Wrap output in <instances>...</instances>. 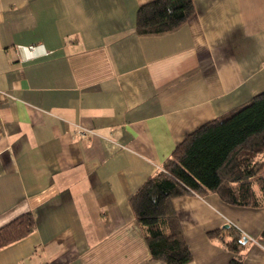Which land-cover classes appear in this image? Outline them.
I'll use <instances>...</instances> for the list:
<instances>
[{"label": "crops", "instance_id": "0c3cea01", "mask_svg": "<svg viewBox=\"0 0 264 264\" xmlns=\"http://www.w3.org/2000/svg\"><path fill=\"white\" fill-rule=\"evenodd\" d=\"M150 1L0 0V227L35 221L0 264H165L130 197L187 134L264 91V0H191L190 18L139 35ZM29 45L45 53L23 60ZM171 205L186 264H227L208 233L228 222L247 238L245 263L264 264L261 209L216 193Z\"/></svg>", "mask_w": 264, "mask_h": 264}, {"label": "trees", "instance_id": "16d2710c", "mask_svg": "<svg viewBox=\"0 0 264 264\" xmlns=\"http://www.w3.org/2000/svg\"><path fill=\"white\" fill-rule=\"evenodd\" d=\"M191 0H153L137 9L135 29L139 35L172 30L193 14ZM264 156V91L230 113L212 119L187 134L163 164L147 178L129 201L153 259L165 264H186L192 254L171 205L175 197L216 193L226 204L253 207L264 194V178H257V155ZM255 186V187H254ZM35 221L23 213L0 227V248L28 235ZM221 237L233 253L227 264H246L243 232L232 223L208 233ZM264 240V227L259 233ZM48 264V263H44Z\"/></svg>", "mask_w": 264, "mask_h": 264}, {"label": "built area", "instance_id": "2783aa9c", "mask_svg": "<svg viewBox=\"0 0 264 264\" xmlns=\"http://www.w3.org/2000/svg\"><path fill=\"white\" fill-rule=\"evenodd\" d=\"M17 49L22 52V59L23 60H30L32 58H35V57L45 53L44 49L40 45L18 46ZM76 132L80 136L85 135L83 130L79 129ZM228 223H231V222H228ZM233 225H235V224H233Z\"/></svg>", "mask_w": 264, "mask_h": 264}, {"label": "rangeland", "instance_id": "374dc122", "mask_svg": "<svg viewBox=\"0 0 264 264\" xmlns=\"http://www.w3.org/2000/svg\"><path fill=\"white\" fill-rule=\"evenodd\" d=\"M254 161H257V163L259 164V171L257 174V178H264V156L259 154L255 157ZM255 187V186H254ZM257 190V195H258V201L259 204L256 208L253 207H240V208H248V209H261L262 211H264V194L261 191H258V187H255Z\"/></svg>", "mask_w": 264, "mask_h": 264}, {"label": "water", "instance_id": "95a60500", "mask_svg": "<svg viewBox=\"0 0 264 264\" xmlns=\"http://www.w3.org/2000/svg\"><path fill=\"white\" fill-rule=\"evenodd\" d=\"M227 227H228V224H226V225L224 226V228H227ZM246 240H247V238L244 237V242H246Z\"/></svg>", "mask_w": 264, "mask_h": 264}]
</instances>
